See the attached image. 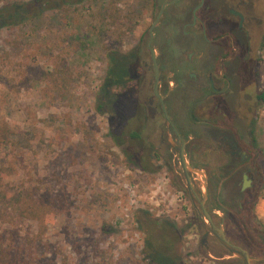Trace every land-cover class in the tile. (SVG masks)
Returning a JSON list of instances; mask_svg holds the SVG:
<instances>
[{"label": "rangeland", "instance_id": "rangeland-1", "mask_svg": "<svg viewBox=\"0 0 264 264\" xmlns=\"http://www.w3.org/2000/svg\"><path fill=\"white\" fill-rule=\"evenodd\" d=\"M150 2L86 0L0 29V126L6 121L13 131L0 143L5 186L29 193L32 208L38 199L48 203L38 216L17 213L0 222L1 231L15 229L33 242L30 259L20 264H153L143 254L138 209L177 224L184 264H243L213 236L209 248L201 244L204 231L184 181L173 180L174 172L154 157L151 171L131 164L124 150L135 149L115 142L109 115L98 109L108 47L118 27L139 21L144 10L150 19ZM261 53L264 90V48ZM124 98L118 109L127 121L134 108ZM255 133L264 148V102ZM196 181L203 191V178ZM255 210L264 222V188ZM231 238L246 248L245 237ZM251 238L252 263L264 264V235Z\"/></svg>", "mask_w": 264, "mask_h": 264}, {"label": "flooded vegetation", "instance_id": "flooded-vegetation-1", "mask_svg": "<svg viewBox=\"0 0 264 264\" xmlns=\"http://www.w3.org/2000/svg\"><path fill=\"white\" fill-rule=\"evenodd\" d=\"M166 1L171 0H151L150 19L144 10L139 21L118 27L108 47L110 133L162 160L174 172L173 180L184 181L204 231L203 246L210 247V236L216 239L211 231L205 236L202 221L206 185L205 205L214 224L233 243L232 236L245 237L252 255L257 244L251 237L264 235L255 210L264 188V148L255 133L264 91V0H177L159 17ZM137 28L138 38L130 42ZM126 96L134 108L127 121L118 109ZM183 143L189 163L204 172L191 173L199 198L187 187L180 162ZM197 176L203 178V191Z\"/></svg>", "mask_w": 264, "mask_h": 264}, {"label": "trees", "instance_id": "trees-1", "mask_svg": "<svg viewBox=\"0 0 264 264\" xmlns=\"http://www.w3.org/2000/svg\"><path fill=\"white\" fill-rule=\"evenodd\" d=\"M86 0H0V29L15 27L25 24L31 19H35L45 11L50 9H64L78 5ZM108 74L105 73L103 82L98 92V109L100 112L108 114L111 106L112 97L108 93ZM264 102V91L261 93ZM116 121V119H115ZM13 131L9 123L2 121L0 126V143L8 142V133ZM113 136V135H112ZM115 142L122 145L125 139L113 137ZM134 147V143L132 144ZM133 148V147H132ZM134 149V148H133ZM133 151V150H132ZM127 154L128 161L144 171L154 170L151 161L152 155L133 151ZM129 154V155H128ZM6 167L0 165V222L6 221V217L13 220L15 214L21 213L22 216H38L46 209L48 203L38 199L39 207L32 208L27 201L30 194L25 192L11 193L5 186V178L9 172ZM50 200L45 195L44 200ZM8 222V221H7ZM136 222L138 228L145 234V244L143 247L144 257L153 264H184L179 253V245L182 240V232L173 221H160L152 217L151 213L145 209L136 211ZM29 237H21L20 233L13 229L11 231L0 230V264H20L26 263L30 256L27 248L32 245Z\"/></svg>", "mask_w": 264, "mask_h": 264}, {"label": "water", "instance_id": "water-1", "mask_svg": "<svg viewBox=\"0 0 264 264\" xmlns=\"http://www.w3.org/2000/svg\"><path fill=\"white\" fill-rule=\"evenodd\" d=\"M177 0H171V1H166L161 9V13L159 14V17L161 16L165 6L167 4H172L174 2H176ZM158 17V18H159ZM153 62H154V66H155V74H156V88L158 86V81H159V68H158V63L156 60V55H155V50L153 49ZM157 92V91H156ZM165 109V116L168 122H170V117L169 114L167 113V110L164 106ZM181 136L178 133V139H180ZM185 143L182 144L181 149H180V162H181V166L183 169V173L185 176V179L187 181V187L195 192V195L197 198H199L197 192L195 191V187H194V182H193V178L191 173H198L200 175H204V172L200 169H197L195 167H193L189 161L187 160L186 156H185V152H184V145ZM207 198V188L205 185V195H204V199L200 200V204H201V214H202V221L205 224V227L207 229V232L205 234V236H207L210 231L215 235L216 239L219 241V243L224 246L232 255L237 256L238 258H240L243 261V264H253L252 263V259H251V255L249 253V251L239 245L234 244L233 242H231V240L227 237V235L225 234V231L223 228L221 227H217L214 222H213V217L210 213V211L208 210V208L205 205V200ZM211 223V225H209Z\"/></svg>", "mask_w": 264, "mask_h": 264}]
</instances>
